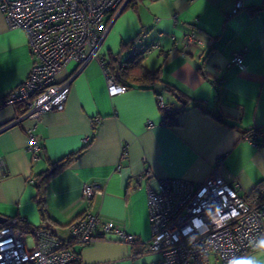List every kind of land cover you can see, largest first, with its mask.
Returning <instances> with one entry per match:
<instances>
[{
	"label": "crops",
	"instance_id": "obj_1",
	"mask_svg": "<svg viewBox=\"0 0 264 264\" xmlns=\"http://www.w3.org/2000/svg\"><path fill=\"white\" fill-rule=\"evenodd\" d=\"M244 2L233 13L235 0H130L119 14L105 18V66L95 59L78 70L71 61L58 73V80L73 76L63 110L47 112L35 124L28 118L17 122V106H0V214L42 225L35 177L51 161L87 144L94 127L91 144L47 184L51 230L69 240L67 226L89 208L136 241L104 236L99 227L102 237L85 245L72 242L82 264L158 259L148 246L152 181L184 177L199 183L222 158V175L240 195H249L264 180V0ZM191 34L196 41L187 44ZM138 36L135 47L129 46ZM151 45L158 47L142 63L160 71L162 81L111 93L106 69L113 57L127 59L134 49L142 52ZM242 49L245 63L239 66L231 60ZM32 64L25 31L10 28L0 10V101L28 77ZM158 94L178 110L172 125L163 121ZM32 127L44 149L37 161L28 149ZM256 128L262 146L248 138ZM85 183L101 189L90 205L82 198ZM218 262L224 264L213 255L211 264Z\"/></svg>",
	"mask_w": 264,
	"mask_h": 264
},
{
	"label": "built area",
	"instance_id": "obj_2",
	"mask_svg": "<svg viewBox=\"0 0 264 264\" xmlns=\"http://www.w3.org/2000/svg\"><path fill=\"white\" fill-rule=\"evenodd\" d=\"M130 0H0L8 26L25 31L33 64L28 77L0 101V106L24 105L26 111L17 117L38 123L50 111L65 108L73 76L58 80V73L71 61L81 70L92 60H100L108 32L106 16L119 14ZM245 7L244 0H235L233 13ZM175 38V37H174ZM196 41L188 35L187 44ZM213 40H211L212 43ZM200 42V41H199ZM158 45L144 46L146 54ZM245 49L234 52L231 62L245 63ZM132 52V55L134 54ZM111 93L127 87L117 83L106 69ZM162 111L174 108L157 95ZM150 125L154 123L150 120ZM260 129L248 138L261 146ZM28 149L32 160L42 157L43 146L33 127L28 130ZM0 160V167L2 166ZM218 159L216 167L205 180L194 183L184 177H166L148 186V206L152 236L149 249L158 259L147 264H211L214 255L224 264L242 257L264 241V201L257 206L222 175ZM144 175H140L142 179ZM99 185L85 183L82 198L89 205ZM25 221L21 215L0 223V264H71L77 253L72 242L89 244L99 237L114 235L118 240L135 243L136 236L112 220H104L87 209L68 226L69 240L42 228L30 232L18 226ZM99 227L103 233L99 234Z\"/></svg>",
	"mask_w": 264,
	"mask_h": 264
},
{
	"label": "trees",
	"instance_id": "obj_3",
	"mask_svg": "<svg viewBox=\"0 0 264 264\" xmlns=\"http://www.w3.org/2000/svg\"><path fill=\"white\" fill-rule=\"evenodd\" d=\"M139 38L140 37L138 36L136 39L130 41L128 43L129 46L135 47V44ZM144 56H145L144 53L136 52V51L134 52L133 55L132 54L129 55L127 59H122V56L121 57L115 56L107 66L108 72L115 79L116 82L123 84L126 87L132 86L133 83L139 84V86L141 87H150L156 84L158 81H162V78L160 76V71H156V72L149 71L143 65L142 61L144 59ZM167 89L172 92H176V89L170 85H167ZM17 107L19 114H23L26 111V107L24 105H18ZM163 113H164V117H163L164 123L167 125H172L174 123L178 110L174 109L170 113L163 111ZM95 131H96V127H94L91 140L87 144H85L82 148H80L77 151L71 152L58 160L51 161L49 167L35 177L34 183L37 188L36 199L38 201V206L42 216L43 224L39 226H31L30 224L26 223V221H22L18 224L19 227L24 228L30 232H36L42 228H46L52 231L51 223L54 222V220H52L51 217L48 215L46 208L47 184L55 174H57L66 166L74 162V160H76L77 157L91 144V142L95 137ZM245 199L252 206H257L260 203H262L264 201V180H262L251 191L249 195L245 196ZM248 254L244 256H247ZM71 264H82L78 254H77V258Z\"/></svg>",
	"mask_w": 264,
	"mask_h": 264
},
{
	"label": "clouds",
	"instance_id": "obj_4",
	"mask_svg": "<svg viewBox=\"0 0 264 264\" xmlns=\"http://www.w3.org/2000/svg\"><path fill=\"white\" fill-rule=\"evenodd\" d=\"M254 255H247L242 257H235L229 261V264H264L259 257L264 256V241H262L256 248L253 249Z\"/></svg>",
	"mask_w": 264,
	"mask_h": 264
},
{
	"label": "water",
	"instance_id": "obj_5",
	"mask_svg": "<svg viewBox=\"0 0 264 264\" xmlns=\"http://www.w3.org/2000/svg\"><path fill=\"white\" fill-rule=\"evenodd\" d=\"M6 220H7V217L2 215V214H0V223L5 222Z\"/></svg>",
	"mask_w": 264,
	"mask_h": 264
},
{
	"label": "rangeland",
	"instance_id": "obj_6",
	"mask_svg": "<svg viewBox=\"0 0 264 264\" xmlns=\"http://www.w3.org/2000/svg\"><path fill=\"white\" fill-rule=\"evenodd\" d=\"M261 260H264L263 258H264V256H260L259 257ZM217 264H222L221 262H218Z\"/></svg>",
	"mask_w": 264,
	"mask_h": 264
}]
</instances>
